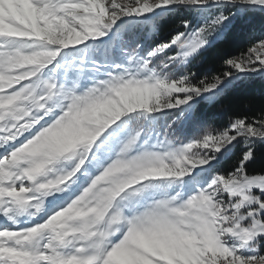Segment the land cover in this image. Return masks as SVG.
Returning a JSON list of instances; mask_svg holds the SVG:
<instances>
[{
	"label": "snow or ice",
	"instance_id": "obj_1",
	"mask_svg": "<svg viewBox=\"0 0 264 264\" xmlns=\"http://www.w3.org/2000/svg\"><path fill=\"white\" fill-rule=\"evenodd\" d=\"M0 264H264V0H0Z\"/></svg>",
	"mask_w": 264,
	"mask_h": 264
},
{
	"label": "trees",
	"instance_id": "obj_2",
	"mask_svg": "<svg viewBox=\"0 0 264 264\" xmlns=\"http://www.w3.org/2000/svg\"><path fill=\"white\" fill-rule=\"evenodd\" d=\"M213 55L214 54H210L208 61L204 64V70H207L208 68L214 66ZM249 101H252L251 106L253 108H258L260 106V97L258 90L257 91L246 90V91L237 92L226 99L224 107H218L211 111L215 113L217 121L222 123L227 118V115L230 112L247 111L248 110L247 106L249 105Z\"/></svg>",
	"mask_w": 264,
	"mask_h": 264
}]
</instances>
